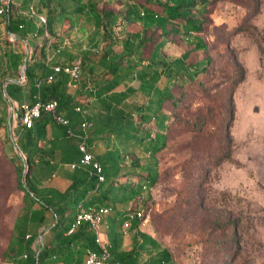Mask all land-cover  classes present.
<instances>
[{
  "label": "rangeland",
  "instance_id": "obj_1",
  "mask_svg": "<svg viewBox=\"0 0 264 264\" xmlns=\"http://www.w3.org/2000/svg\"><path fill=\"white\" fill-rule=\"evenodd\" d=\"M36 1L30 4L34 6ZM144 4L148 3L100 0L98 6L119 15L112 24L116 37L137 34L146 42L140 54L141 65L137 64L140 67L150 64L158 48V59L170 61L184 57L187 64L203 71L184 87L172 85L175 104L164 105L163 112L169 120L164 147L155 154V182L142 188L141 194L131 202L135 213H140L139 231L155 242L144 245L137 254V262L149 264L156 258L154 253L165 249L171 255L172 264H264V0H210L200 16L201 32L192 33L188 40L181 30L180 34L171 32L170 26L166 28L170 31L166 38L163 30L155 25L146 26L124 18L122 13L128 5L142 13ZM21 12L25 16L26 12ZM58 33L64 44L75 52L94 51L102 45L101 35L94 36L93 22L86 15L71 16ZM95 41L99 43L97 48ZM8 46L27 57L31 51L25 41H7L5 24L0 22V78L5 69L3 51ZM240 71H243V80L236 84ZM17 76H20L17 84L22 87L20 102L10 100L4 85L0 89V264H10L1 255L11 238L25 229V204L19 187L24 185L27 171L19 176L23 155L18 136L21 128L15 115L18 105L27 102L28 93L21 69ZM78 100L82 104L93 103L83 97ZM145 100L141 94L128 99ZM231 106L233 120L229 121ZM95 113L97 110L90 106L83 115ZM134 119L141 135L131 141L120 140V130L109 138L106 132L95 134L89 130L91 145L110 157L104 166L106 179L98 185L95 176L94 180L90 178V166L79 169L86 170L82 178L85 183L67 197L65 220L69 227L74 222L77 204L82 202L87 206L86 197L80 195L84 189L94 186L93 193L107 189L109 198L118 199L108 186L111 180L108 174L118 170L117 159L111 160L116 152L120 154L118 161L122 163L124 158L123 164L128 167L130 159L150 155L143 149L152 152L159 146L160 136L142 142L146 136L143 133L153 135L155 121L139 124L137 117ZM46 122L45 133L55 139L53 143L58 137L66 143L63 128L50 115H46ZM157 125L162 128V120ZM69 143L68 140L66 154L76 162L75 148ZM126 153L129 156L123 157ZM106 155L102 154L100 160ZM69 164H58V168L65 170ZM152 168L149 160L145 167L151 172L148 180L155 177ZM46 171H50L49 167L44 170V176ZM144 180H138L134 189L139 190ZM128 182L126 176L118 180L119 184ZM111 212L100 225L102 233L110 222ZM36 244L37 241L31 247ZM130 245L128 234L119 236V250L129 249ZM23 255L19 259H24Z\"/></svg>",
  "mask_w": 264,
  "mask_h": 264
},
{
  "label": "trees",
  "instance_id": "obj_2",
  "mask_svg": "<svg viewBox=\"0 0 264 264\" xmlns=\"http://www.w3.org/2000/svg\"><path fill=\"white\" fill-rule=\"evenodd\" d=\"M31 1L33 2L10 0L4 8V13L0 15V22L5 24L7 41H25L31 48L28 57L10 46L3 51L5 69L0 78V89L2 90L4 85V92L9 98L16 102L21 100L22 87L16 81L20 78L17 75L21 69L24 70L23 83L27 85L31 95L35 96L34 102L56 101L57 111L69 119L71 127L88 121L92 122L89 130L95 134L106 132L109 138L120 130V134L117 133L120 140L124 138L131 141L141 135L134 117H137L139 124L155 121L156 131L153 135L149 132L143 133L146 136L142 138V142L152 141L158 136L161 142L152 152L143 149L149 152L148 157L130 159L128 167L123 164L124 158L122 163L118 161L120 160L118 152L116 156L111 157V160L117 159L118 170L114 169L108 174V178L111 179L108 186H111L118 199L109 198L107 189L93 193L94 186L80 193L82 197H86L87 206L111 207L112 217L105 230L111 245V255L122 264H138V252L145 244L154 245L155 242L147 234L139 231L138 218L129 217L131 213H135L131 208V202L141 194L142 188L155 182V154L164 147V132L169 120L163 108L166 102L173 106L175 104L171 86L184 87L185 84L194 81L203 70H198L196 65L187 64L184 57L170 61L158 59V48L150 64L140 67V54L146 42L139 39L137 34L116 37L112 24L119 15L113 11L100 9L98 6L100 0H37L34 6L30 4ZM209 1L145 0L148 4L143 5L142 13L136 11L133 5H128L122 14L128 21H140L146 26L155 25L163 30V36L166 38L170 34V31L166 30L168 26L173 28L171 32L174 33L180 34L181 30L188 40L192 33L201 32L203 20L200 16ZM30 9L35 15L43 16L45 24L34 25L33 22L37 21V18L30 14ZM21 11H25L27 17L20 15ZM77 15H86L92 20L94 36L101 35L102 45L98 47L99 43L95 41V48L98 49L75 52L64 44L58 29L65 21L70 20L71 16ZM9 34H12L14 39H11ZM197 42L199 44L200 41ZM73 63H78L80 77L72 85H69V77L65 74L56 75L51 82L46 81V77L51 73L50 65ZM138 63L140 65H137ZM201 65L204 67V63ZM243 75V71H240L236 84L243 80ZM135 94L143 95L146 100L128 101ZM79 96L86 101L93 100L91 106L97 113L84 116V107L89 108L90 104H82L77 100ZM231 109L232 106L229 121L233 120ZM46 115L48 114L42 113L34 122L33 128L26 130L27 133L35 134V143L28 144L22 149L20 147L23 161L19 176L27 171L24 185L19 187L23 191L25 204V229L22 232L17 231V235L11 238L1 256L10 264H83L86 250L97 249L94 235L86 224L80 225L74 233L68 235L69 225L65 220V210L68 207L69 193L84 185L85 181L82 178L85 172L67 167L53 175L44 176V170L49 166L53 154L51 147L47 149L38 146V141L41 140L51 142L52 136L45 133ZM159 120H162V128L157 125ZM63 130L66 137L65 129ZM88 149L98 162L101 161L102 154L106 155L99 148L92 146L91 141ZM128 154L130 153L123 157H128ZM107 159L110 157L106 155L100 162L104 177ZM149 160L153 165L155 175L153 180H148L150 178L148 173L151 172L145 169ZM63 163L71 162L64 159ZM135 170L140 173H133ZM122 176H126L129 182L119 184L118 180ZM90 178L94 180V175ZM140 179L146 181L141 183L139 190H135V184ZM124 233H128L131 247L128 250L117 251L118 238ZM40 236L41 240L38 241ZM36 241L35 247H31ZM20 255H23L24 259H19ZM154 256L155 260L149 264H172L171 255L165 249H160Z\"/></svg>",
  "mask_w": 264,
  "mask_h": 264
},
{
  "label": "built area",
  "instance_id": "obj_3",
  "mask_svg": "<svg viewBox=\"0 0 264 264\" xmlns=\"http://www.w3.org/2000/svg\"><path fill=\"white\" fill-rule=\"evenodd\" d=\"M10 0H0V15L4 13V8L9 4ZM30 14L37 18L39 25L45 24V18L35 13L30 9ZM11 39H14L12 34H9ZM50 58L47 59V63ZM51 73L46 77L47 82L54 80L58 74H65L69 77V85L75 83L80 77V68L78 63L69 65H50ZM38 87V85H37ZM58 103L56 101L41 102L36 100L33 104L21 103L18 105L17 114L15 115L20 127L24 130H30L34 126V122L39 119L42 113L51 116L53 122L65 129L66 137L77 140V150L80 158L76 162H71V169H78L85 166H90L92 175L95 176L97 184L105 182V177L102 173L100 163L95 159L88 149L90 122L82 121L77 129L70 126V121L57 111ZM79 111V109H75ZM112 211L111 208L103 206H83L80 202L76 206V215L74 222L70 225L67 234L74 233L80 225L86 224L94 235V243L96 250L87 249L86 258L83 264H122L120 261L113 258L111 255V245L104 233L100 231V225L104 218ZM140 213H131L129 217L139 218ZM41 240V236L38 241Z\"/></svg>",
  "mask_w": 264,
  "mask_h": 264
},
{
  "label": "crops",
  "instance_id": "obj_4",
  "mask_svg": "<svg viewBox=\"0 0 264 264\" xmlns=\"http://www.w3.org/2000/svg\"><path fill=\"white\" fill-rule=\"evenodd\" d=\"M24 89H26L25 91H26V93H28V96H27V102L26 103H33L34 101H35V96L34 95H31V93L30 92H28V90H27V85H26V87H24ZM79 98H81L80 96L77 98V100L79 99ZM10 100L11 101H13V102H15V103H17L16 101H14V100H12L11 98H10ZM21 100H22V98H21ZM20 100V101H21ZM86 102H90V100L88 101H86ZM24 103V102H23ZM21 104V103H20ZM19 104V105H20ZM88 104H90V106H91V104L92 103H88ZM85 106V105H84ZM90 108V107H89ZM89 108H86V107H84V114H86V112H87V109H89ZM21 128V127H20ZM73 128L74 129H77L78 128V125H75V126H73ZM156 131V130H155ZM18 136L20 137V141H21V144H20V147H21V149L22 148H24L26 145H28V144H33V143H35V134L33 133V132H28L27 133V131L26 130H24V129H22L21 128V130H20V132L18 133ZM90 136V135H89ZM66 138V137H65ZM51 139V142H49V141H43V140H41V141H38V146H41V144H40V142H43L44 143V147L45 148H50L51 147V149H52V151H53V154H52V158H54V161H50V163H49V165L50 166H48L49 167V172H47L46 171V175H49V174H51V175H53L55 172H57L58 170H59V168H58V164L59 165H61V164H65V163H62L63 162V160L64 159H68L69 160V162H73L74 161V159L72 160H70V154H66V147L68 146V140H69V144H70V146H72V147H74L75 148V152H76V154H77V157H76V159L77 160H79V152H78V150H77V140L76 139H71V138H67L66 139V143H63V141L61 140V138H57L56 139V143L54 144L53 142H54V140H53V137H51L50 138ZM89 141H90V138L88 139V145H89ZM51 158V159H52ZM76 161V160H75ZM47 167V168H48ZM86 167V166H85ZM70 168V167H69ZM84 168V167H83ZM71 169V168H70ZM79 169H81V168H78V170ZM73 170H76V169H73ZM80 171V170H79ZM81 171H83V172H85L86 173V170L85 169H83V170H81ZM92 174V173H91ZM82 203V202H81ZM108 227V226H107ZM107 227H105L104 228V230H106L107 229ZM126 234H128V233H126ZM104 236L108 239V236H107V234H106V232H104ZM130 247H131V245H130ZM129 247V248H130ZM125 250H128V249H125ZM117 251H123V250H119V248H118V245H117Z\"/></svg>",
  "mask_w": 264,
  "mask_h": 264
},
{
  "label": "water",
  "instance_id": "obj_5",
  "mask_svg": "<svg viewBox=\"0 0 264 264\" xmlns=\"http://www.w3.org/2000/svg\"><path fill=\"white\" fill-rule=\"evenodd\" d=\"M22 72L24 73V70H22Z\"/></svg>",
  "mask_w": 264,
  "mask_h": 264
}]
</instances>
